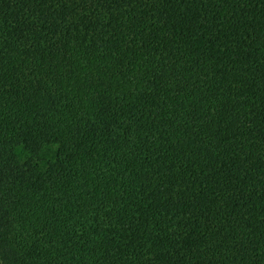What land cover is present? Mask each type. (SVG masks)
<instances>
[{
	"label": "trees",
	"instance_id": "16d2710c",
	"mask_svg": "<svg viewBox=\"0 0 264 264\" xmlns=\"http://www.w3.org/2000/svg\"><path fill=\"white\" fill-rule=\"evenodd\" d=\"M0 264H264V0H0Z\"/></svg>",
	"mask_w": 264,
	"mask_h": 264
}]
</instances>
